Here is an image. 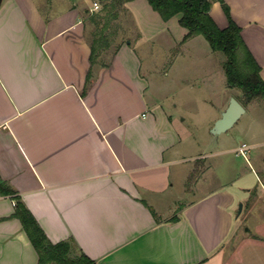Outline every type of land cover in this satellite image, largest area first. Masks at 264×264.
I'll list each match as a JSON object with an SVG mask.
<instances>
[{"label":"crops","instance_id":"crops-1","mask_svg":"<svg viewBox=\"0 0 264 264\" xmlns=\"http://www.w3.org/2000/svg\"><path fill=\"white\" fill-rule=\"evenodd\" d=\"M105 1L0 0V181L51 241L74 239L99 263L264 264L258 153L252 158L263 163L259 169L250 164L226 182L198 183L186 201L165 205L174 167L208 154L185 153L186 144L196 145L184 131L186 115L148 92L162 70L165 88L172 81L187 91L189 73L210 85L214 70L190 47L197 35L184 39L180 13L165 19L148 0H129L116 21L128 18L131 35L93 55ZM224 3L264 77V0H213L210 12L221 27L229 23ZM232 95L218 103L209 130ZM190 168L177 175L187 193L194 190L186 188ZM16 200L0 192V264H39L14 215Z\"/></svg>","mask_w":264,"mask_h":264},{"label":"rangeland","instance_id":"rangeland-1","mask_svg":"<svg viewBox=\"0 0 264 264\" xmlns=\"http://www.w3.org/2000/svg\"><path fill=\"white\" fill-rule=\"evenodd\" d=\"M121 20L123 21L122 24L116 21V19L113 20L111 27L107 30L110 35V42L112 41L113 43L111 48L119 42L126 40L133 30L128 18H122ZM120 24L123 26L122 29L125 30L118 29ZM95 33L96 32H94L93 36H95ZM189 43L192 50L199 51V53L196 54L197 56L207 60V68L214 70L212 76H210V85L207 83L208 79L204 81V79L189 73L187 75L188 78L185 80L188 85L187 91H182L181 88L176 86L171 80V87L165 88L163 86L169 77L168 73L166 74L164 70H162L158 75L157 83L152 85V88L154 86V89H152L153 91L150 90L148 92L150 98L163 99L168 107L175 109L177 116H179L178 114L181 112L182 115H186L187 122H185L186 129L184 131L190 138L196 139V145L192 146L186 144L185 153H188L187 155L193 153L208 154L207 159L202 156L193 162L190 161L191 159L188 161L184 160L174 167V174L176 175L177 181L163 196L165 202H167L165 205L168 206L170 204L172 208L174 202H169L178 201V199L181 202L186 201L194 195V191H197L198 187L196 186H198V183L203 182L204 184L202 185L209 187L207 186L208 184L214 186L222 181L226 182L248 171L250 164L256 167V169H259L263 163L259 161L258 158L257 162L252 158V154L254 155L255 152V154L258 153L257 157H262L261 160L264 159V99H253L246 102L247 111L243 113L237 123L231 127L229 131H223L219 135H215L209 130L208 126L212 124L214 118L219 115V109L217 108L218 103L229 93L238 95L242 100L244 96L239 88L229 85L227 81L225 71L222 65H220L225 59L223 51L214 50L206 37L202 34L190 39ZM103 49L105 50L106 48L104 47L102 50ZM161 53H163L162 50H160L159 55H161ZM216 69H219V71H216ZM207 73L210 72H206L205 74ZM214 74H216V77L220 74L219 80H217V78L215 81L213 80ZM199 83H203L204 87L199 88L198 96L191 95L190 93L194 92L192 90H196V86ZM196 101L198 107H196ZM173 102H176L177 105L174 106ZM218 139L220 142H217ZM244 141L251 145L247 157L241 153H237L236 149L237 146ZM253 144H256V146ZM226 148L231 150L223 152V149ZM189 158L191 157L189 156ZM189 163H191V168L186 180V188L188 190H194L187 193L182 189L177 175L180 170H186ZM227 165H230V167ZM259 174L260 176L264 175V172H259ZM246 178L247 180L250 178L249 174H246ZM162 211L166 212L164 208H162Z\"/></svg>","mask_w":264,"mask_h":264},{"label":"trees","instance_id":"trees-1","mask_svg":"<svg viewBox=\"0 0 264 264\" xmlns=\"http://www.w3.org/2000/svg\"><path fill=\"white\" fill-rule=\"evenodd\" d=\"M129 0H106L105 13L92 41V54L109 45L110 35L107 30L115 20L125 2ZM161 15L168 19L180 13L179 21L188 31L184 39L202 34L206 37L214 50H221L225 54L222 67L225 71L229 85L239 88L244 101L236 95L243 104L253 99H264V77L261 74V65L256 60L246 44L241 26L234 20L229 6L224 3L228 15V25L221 27L210 9L213 0H148ZM92 71L87 77L90 82ZM0 192L11 193L16 200L14 215L18 216L39 253V264H104L90 257L83 250H78L74 239H64L53 242L49 239L43 227L29 207L15 193L10 185L0 181Z\"/></svg>","mask_w":264,"mask_h":264},{"label":"water","instance_id":"water-1","mask_svg":"<svg viewBox=\"0 0 264 264\" xmlns=\"http://www.w3.org/2000/svg\"><path fill=\"white\" fill-rule=\"evenodd\" d=\"M245 110V105L235 95H232L228 106L222 112L221 116L216 119L214 125L212 126V132L217 134L228 130L234 125Z\"/></svg>","mask_w":264,"mask_h":264},{"label":"built area","instance_id":"built-area-1","mask_svg":"<svg viewBox=\"0 0 264 264\" xmlns=\"http://www.w3.org/2000/svg\"><path fill=\"white\" fill-rule=\"evenodd\" d=\"M98 6H99L98 2L95 1L94 8H97ZM250 148H251V145L248 144L246 141H244L241 144H239L236 149H237V153H241L247 157V153L250 150Z\"/></svg>","mask_w":264,"mask_h":264}]
</instances>
